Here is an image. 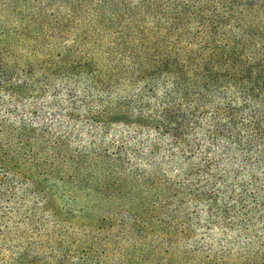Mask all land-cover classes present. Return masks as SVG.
Segmentation results:
<instances>
[{
    "label": "trees",
    "instance_id": "obj_1",
    "mask_svg": "<svg viewBox=\"0 0 264 264\" xmlns=\"http://www.w3.org/2000/svg\"><path fill=\"white\" fill-rule=\"evenodd\" d=\"M190 1L138 0L137 11L152 15L154 27L135 39L134 95H114L111 78L87 81L86 93L99 99L96 113L132 133L106 143L105 123L93 120L88 148L71 157L37 118L10 121L14 112L6 109L0 169L24 170L38 160L49 169L63 162L75 169L88 161L89 179L108 169L134 174L165 194L169 213L182 216L184 227L192 221L189 209L196 218L206 214L208 226L261 227L250 242L258 250L247 260L264 264V0ZM9 57L0 49V93L13 103L32 88L40 97L51 81H68L55 71L31 82ZM210 256L201 264H223L215 263L218 254Z\"/></svg>",
    "mask_w": 264,
    "mask_h": 264
},
{
    "label": "rangeland",
    "instance_id": "obj_2",
    "mask_svg": "<svg viewBox=\"0 0 264 264\" xmlns=\"http://www.w3.org/2000/svg\"><path fill=\"white\" fill-rule=\"evenodd\" d=\"M137 3L0 0V49L10 61L26 68L31 82L55 71L68 76L51 81L40 97L32 87L16 103L0 93V118L6 109L14 112L10 121L37 118L38 127H46L52 141H63L71 157L88 148L93 120L105 123L100 133L106 143L132 133L96 113L99 99L86 89L88 79L111 78L114 95L135 94V39L154 27L152 15L138 12ZM87 163L49 169L38 160L25 167L28 177L18 166L0 169V264H201L214 253L215 263L252 264L247 258L258 247L250 242L261 227L216 220L222 225L208 226L207 215L196 218L192 209L184 227L182 216L169 213L165 194L148 190L140 177L108 169L89 179Z\"/></svg>",
    "mask_w": 264,
    "mask_h": 264
}]
</instances>
